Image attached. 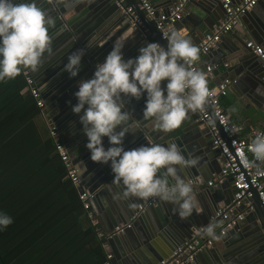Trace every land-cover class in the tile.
Returning <instances> with one entry per match:
<instances>
[{
	"label": "clouds",
	"instance_id": "obj_1",
	"mask_svg": "<svg viewBox=\"0 0 264 264\" xmlns=\"http://www.w3.org/2000/svg\"><path fill=\"white\" fill-rule=\"evenodd\" d=\"M45 2L68 7L72 0ZM55 24L56 19L38 6L37 0H0V84L15 79L23 70L35 72L42 58L52 55L49 33ZM124 46L114 43L104 60L95 65L92 77L77 81V103L72 112L79 116L80 131L87 138L84 146L91 161L109 164L113 182L123 186L124 198H158L174 205L179 218L187 219L198 202L193 183L181 170L197 166L199 157H186L175 142L161 144L150 136H146L145 145L125 150L123 140L131 127L125 108L132 99L146 95L143 117L152 132L163 133L178 128L189 114L205 112L213 93L205 73L194 66L200 50L186 33L175 29L169 30L166 47L145 42L134 58L124 59ZM83 56V50L68 56L63 71L70 78L78 75ZM162 81H166L163 87ZM215 122V116L207 120L210 127ZM242 128L233 125L225 130L234 134ZM104 137L110 145L107 149ZM248 151L251 159L245 157L244 164L264 176V134L251 138ZM12 223L11 216L0 212V231ZM215 228L209 224L203 234L217 239Z\"/></svg>",
	"mask_w": 264,
	"mask_h": 264
},
{
	"label": "water",
	"instance_id": "obj_2",
	"mask_svg": "<svg viewBox=\"0 0 264 264\" xmlns=\"http://www.w3.org/2000/svg\"><path fill=\"white\" fill-rule=\"evenodd\" d=\"M175 1L170 0L165 9L172 6ZM196 1L192 0L189 3L198 5ZM126 2L139 15L142 23L139 27L131 26L129 17L121 13L114 0H72L68 7H65L64 4L53 7L45 0H37L38 6L47 9L56 19L55 27L49 33L52 37V55H45L35 72L29 70L38 86L40 97L45 103L42 110L43 119L48 125L57 126L63 130L65 136L62 140L72 162L81 161L83 164V170L80 172L81 183L85 182L86 177H89V180H92L94 186L97 187L112 180L113 174L109 164L91 161L90 153L84 146L87 138L80 131L82 125L79 123V116L72 112V106L77 103L74 96L78 90L77 81L90 79L95 65L104 60L117 41L125 45L122 49L125 60L137 56L138 49L144 46L145 42L151 41L142 37L140 30L142 27L147 28L161 46H167V42L160 37V33L155 29L153 20L145 16L134 0H126ZM218 9L223 12L220 1H218L217 7L209 4L205 11L212 13L213 10L218 11ZM260 11H262L261 15L256 18L259 26L254 24L255 31L249 27V34L254 37H256L255 32L262 35L260 28H264V8ZM247 13L253 14L254 10L251 9L244 15H248ZM242 16L241 21H243ZM179 21L174 25L176 26ZM258 37L261 38V36ZM234 43L235 45L226 49L228 54L236 49L242 50L241 43L236 41ZM219 45L223 47L222 43ZM78 50L84 52L81 69L76 77L70 78L69 74L63 71V67L68 56ZM242 51L248 53L247 50ZM244 57L247 58L242 59L238 67L244 73L242 78L247 74L254 76L255 65L259 63L256 55L251 54ZM165 83L166 81H162L161 86L163 87ZM145 99L146 95H142L139 100L132 99L126 105L125 111L130 113L129 124L131 127L123 140L124 149L130 150L145 145L147 143L146 136H150L154 142L161 144L175 142L186 157H199L197 166L181 170L183 177H194L198 174L196 170L203 163L202 161L205 162L213 156V153L210 152L211 146L207 145L205 130L207 133L208 130L206 126L198 119L196 113H192L171 132H152L149 122L143 117ZM207 108L212 111L210 106ZM189 137L192 139L187 140ZM102 143L105 149L110 146L107 137L103 138ZM215 154L218 156L217 150ZM214 191L211 187L194 189L198 202L197 209L187 219L179 218L174 211V205L159 199L153 205L138 211L137 206L142 199L124 198L123 190L117 193L118 196H115L116 202L113 201V205L105 213H102L95 210L93 202L95 193L91 191L94 196L90 203L102 226L103 234L112 230L116 225L127 222L136 213L133 228L125 229L106 239V251L110 250L113 254L112 264H121L120 262L156 264L170 256L174 248L185 239L190 238L194 228L206 227L219 222L221 215H216L218 209L224 208V206H234V203L232 202V191H230L229 200H225L224 206L220 207L221 200ZM253 203L256 209L255 216L251 219L246 216L237 222L211 248H205L198 253L196 255L198 260L205 257L206 264H264V208L256 195L253 196ZM243 209L244 205L236 206L233 208L232 214ZM103 218L109 220L107 226L103 225ZM211 218L213 221L210 222ZM156 236H163L162 242L156 243ZM134 237L136 239L133 242L132 238ZM101 238H104V235H101ZM126 241L131 242L129 248H126ZM141 244L143 245L141 246ZM128 251H132V255H129ZM197 259L188 264L197 262Z\"/></svg>",
	"mask_w": 264,
	"mask_h": 264
},
{
	"label": "trees",
	"instance_id": "obj_3",
	"mask_svg": "<svg viewBox=\"0 0 264 264\" xmlns=\"http://www.w3.org/2000/svg\"><path fill=\"white\" fill-rule=\"evenodd\" d=\"M0 212L13 219L0 231V264H52L72 251L80 264L106 260L22 73L0 84Z\"/></svg>",
	"mask_w": 264,
	"mask_h": 264
},
{
	"label": "built area",
	"instance_id": "obj_4",
	"mask_svg": "<svg viewBox=\"0 0 264 264\" xmlns=\"http://www.w3.org/2000/svg\"><path fill=\"white\" fill-rule=\"evenodd\" d=\"M190 1L192 0H176L168 9L162 10L155 9L149 0H136V4L147 18L153 20L154 27L160 33V37L167 42L169 30L172 29L174 23L183 18L186 5ZM219 1L224 13V18L212 30L202 33L199 43V52L201 54H206L212 48H215L220 42L222 36L230 33L240 25L241 16L253 9L260 0ZM114 3L116 7L121 10V13L129 17L132 26L139 27V25L142 24L139 15L134 11V8L131 5L127 4L126 0H114ZM140 30L144 37H148L149 32L147 28L142 27ZM245 45L256 55L260 67L259 78L264 82V47L252 39L246 40ZM194 66L201 70L198 61ZM224 66L227 67V64L225 63ZM211 69V65H205L204 72L209 73ZM21 73L24 76L26 88L35 99L36 106L40 109L43 117L42 110L44 108V101L40 97V91L35 84L34 78L28 70H23ZM229 84L228 80H224L216 87L208 86L213 93L208 105L211 107L212 111L206 108L205 112L196 113L198 119L206 126L212 146L217 150L221 159L219 172L209 179H202L201 177L196 176L187 180H190L193 183L194 189L201 187H219L226 181H229L232 188V202L234 203V206H226L218 209L216 212V215H221V220L223 221L222 225L215 229L218 237L217 239H211L204 235V226L194 228L190 238L185 239L181 244L174 248L170 256L160 260L156 264H188L192 262L198 253L205 248L213 246L214 243L224 236L229 229H232L237 222L241 221L248 212L254 211V195L257 196L264 208V176L257 175L254 169L247 167L243 162L245 157L251 159V153L248 151V144L250 143L251 138L257 133L264 134V117L260 127L251 131L247 136H241L239 135V132L233 134L226 131V128L237 125L230 122L229 116L220 104V98L226 95ZM213 116H215L216 122L213 127H210L207 124V120ZM47 128L48 133L52 138L54 149L66 170V177L76 188L78 197L82 202L83 208L87 210L91 223L93 225H98V220L91 209L90 203L94 193L87 189L80 188L81 166L71 161L69 153L60 139L56 127L53 125H47ZM157 199L158 198H149L147 200L142 199L141 203L137 206V210L142 211L145 207L153 205ZM239 205H244V209L232 214L233 208ZM135 218L136 213H134L127 222L116 225L112 230L104 234L99 228H97V235H104L103 239L106 240L107 238L130 228L132 226V221ZM103 246L105 247L106 243ZM106 258L107 260L110 259L111 254L107 253ZM103 264L109 263L105 262Z\"/></svg>",
	"mask_w": 264,
	"mask_h": 264
},
{
	"label": "crops",
	"instance_id": "obj_5",
	"mask_svg": "<svg viewBox=\"0 0 264 264\" xmlns=\"http://www.w3.org/2000/svg\"><path fill=\"white\" fill-rule=\"evenodd\" d=\"M149 1L157 10L165 9L170 3V0H149ZM218 1L219 0H197L196 2H198V5H195L193 3H188L186 5L183 18L179 21V23H177L176 26L173 25L172 29L186 33L187 37L190 38L192 43L199 49V43H200L202 33L205 31L212 30L224 18V13L220 9H218V11L213 10L214 13L205 11L206 7L209 4L213 6L215 5L217 7ZM234 1H237V0H234ZM134 2H136V0H134ZM263 8H264V0H260L253 7L252 9L254 10L253 14L247 13L248 15H243L242 16L243 21H240V25H238L230 33L222 36L219 44L222 43L223 47L218 44L217 47L211 49L206 54H201L199 52L198 65L201 71L204 72L205 65L212 66V69L209 73L204 72L208 79V86L216 87L219 83H221L224 80L229 81L230 84L228 85L227 93L226 95L220 98V104H221V107L224 109V111L229 116L230 122L235 123L237 125H243L242 131L239 132V135L241 136H247L251 131L260 127V124L263 121V117H264V113H263L264 82L260 81L259 79V74H260L259 63L255 65L256 72L254 76L252 74L251 75L247 74V75H244L245 76L244 78H242V74L244 73L240 71L238 68L241 64L240 62L242 61V59L247 58L244 56H249L253 54L251 51H249L250 49L246 47L245 45L246 40L252 39L264 47V28H260L262 35H259L258 33L255 32L256 37H254L249 34V31H250L249 27H251L252 31H255V28H253L254 24L256 23V26H259V23L256 20V18H258V16L261 15L262 11L260 10H262ZM210 27H212V29H210ZM141 35L147 41L148 40H151V42L156 41L152 37L150 32L148 33V37L147 36L144 37L143 34ZM258 36H261V38ZM234 41L241 43L242 50H247L248 53L246 54L241 49H236L230 54H228L226 49H228L230 46L232 47V45H235ZM225 63L227 64V67L224 66ZM28 72L30 73L29 70ZM229 109H235V111H229ZM47 125L48 124L46 123V127ZM203 128L205 130V127ZM205 134L207 136V139H206L207 145L209 147L211 146L210 152L213 153V156L211 157V159H208L207 161L205 160V162L202 161L203 163H201L199 168L196 170L198 174H196L194 177L199 176L202 179H209L215 176L219 172V169L221 166V159L219 155L216 156L215 154L216 149L212 146L211 139L209 137V134L206 132V130H205ZM190 137L187 138V140L192 139ZM76 163L81 166V171H82L83 170L82 162L78 161ZM86 178L87 179H85V182L81 183L80 181L81 187L87 190H91L95 193V197H94L95 199L93 200L95 208H96L95 210L105 213L109 209V207L113 205V201L116 202L115 196H118L117 193L123 190V186L118 183H113V179H112L108 181V183L105 182L103 185L97 187V186H94L92 180H89V177H86ZM189 178L191 177H187L186 179H189ZM200 189H203V187H201ZM213 189L215 190L214 192L218 194V197L221 200V203H219V206L220 207L224 206V201L229 200L230 191H232L230 182L226 181L222 186L214 187ZM91 209H92V206H91ZM255 210L256 209H254V211ZM92 211L95 215V211L93 209ZM254 211L248 212L245 215V217L247 216V217H250L251 219V217L255 216ZM95 217L97 218L96 215ZM106 219L104 220L103 218L104 226L108 225L109 220L108 219L106 220ZM135 221H136V218L132 221L131 228H133V224ZM211 221H213V218L210 219V222ZM222 222L223 221L220 219L219 222L215 223L216 228L221 226ZM98 225H99V230L102 231V226L100 225L99 221H98ZM98 237L100 239H103L101 238V236H98ZM135 239L136 237L132 238V241L134 242ZM156 240H157L156 243L162 242L163 236H156ZM129 243L131 244V242L126 241V248H129L130 246ZM142 245L143 244H141V246ZM106 247L104 248V251L106 254L107 253L111 254V258L108 260L106 258V260L103 263L108 262L109 264H112L113 254L110 250L107 252ZM211 247H208V248H211ZM127 253L129 255L130 254L132 255V251H128ZM79 259H81L80 253L79 252L75 253L74 251H72L71 253L67 252L64 259L62 258L61 255L55 256V259H54L55 261L52 264H60V263L61 264H80L76 262ZM195 259H197V256L195 257ZM206 262H207L206 258L201 257L197 262L193 264H206ZM120 263L128 264L127 262L125 263L120 262Z\"/></svg>",
	"mask_w": 264,
	"mask_h": 264
},
{
	"label": "flooded vegetation",
	"instance_id": "obj_6",
	"mask_svg": "<svg viewBox=\"0 0 264 264\" xmlns=\"http://www.w3.org/2000/svg\"><path fill=\"white\" fill-rule=\"evenodd\" d=\"M44 107H45V103H44ZM56 127V129L58 130V134H59V136H60V139L62 140V139H64V136H65V134H64V132H63V130L62 129H59L57 126H55ZM62 142H63V140H62ZM63 144H64V142H63ZM65 146V145H64ZM66 148V147H65Z\"/></svg>",
	"mask_w": 264,
	"mask_h": 264
}]
</instances>
